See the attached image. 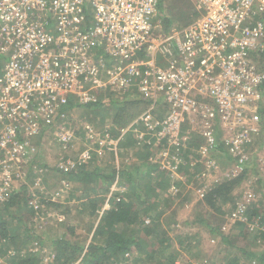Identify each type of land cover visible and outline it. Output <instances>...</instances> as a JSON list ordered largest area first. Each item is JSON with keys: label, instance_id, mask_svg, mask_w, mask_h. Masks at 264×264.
I'll return each instance as SVG.
<instances>
[{"label": "built area", "instance_id": "1", "mask_svg": "<svg viewBox=\"0 0 264 264\" xmlns=\"http://www.w3.org/2000/svg\"><path fill=\"white\" fill-rule=\"evenodd\" d=\"M190 2L192 21L162 33L165 0H0V204L20 178L12 148L24 150L23 142L52 128L71 100L96 101L110 87L134 83L149 101L131 125L152 130L163 115L161 167L172 181L180 179L183 148L205 166L218 163L214 153L230 155L237 168L222 179L262 158L264 0ZM129 129L99 144L116 146ZM56 137L68 147L76 134L61 127ZM72 158L56 167L81 162ZM206 188L197 187L198 197ZM247 206L237 204L234 222L247 219Z\"/></svg>", "mask_w": 264, "mask_h": 264}, {"label": "trees", "instance_id": "2", "mask_svg": "<svg viewBox=\"0 0 264 264\" xmlns=\"http://www.w3.org/2000/svg\"><path fill=\"white\" fill-rule=\"evenodd\" d=\"M190 8L192 10L187 13H181L182 10L177 9L172 14L174 18L176 17L179 20L177 22L178 26L190 23L195 17L193 6L191 5ZM178 26L173 23V20L167 14V16L163 17L159 29L160 32L167 33L171 28ZM129 87L130 89L124 91L110 87L96 101L83 104L75 103V106L104 109L105 111L102 110V112L106 115L107 127L104 129L105 132L103 134L111 135L112 138L118 137L120 130L129 125L132 137L146 146L144 151L139 150L135 155L136 159H139L138 162L134 161L132 163L131 158L126 162L121 159L118 166L114 163H108L105 166H95L90 169V160L83 159L74 168L62 170L54 167L53 169L54 173L61 175L69 183H73L72 186L67 185V187L73 192L75 191L76 199L83 200L80 202L83 208H85L84 204H90L89 210L84 209L83 211L87 216H93L96 209L101 208L103 204V201H99V205H95L94 202L98 197L95 195L91 197L90 194L95 192L97 195L100 192L101 199L104 200L106 191H108L109 186L115 179L125 181L129 185V190L136 185L135 190L140 191L135 178L141 175L145 176L148 167L150 168L149 175L153 173L160 177L163 172L169 174L168 169L161 167L163 152L167 146V140L159 126V120L163 115L158 112L163 108L159 106L158 110H155L158 115L152 119V122H154L152 130H149V128L146 130L144 127L145 131H139L140 124L134 123L131 125V123L146 109L149 101L143 98L136 84L133 83ZM75 134L80 135V132H75ZM132 137L127 140L124 139L125 141L120 140L117 146L132 147L134 142ZM147 138H151V140H145ZM94 144L95 146L99 145L97 142ZM89 150L93 151L90 148ZM89 150L88 152H90ZM152 150H156L154 155L150 152ZM106 152H109V156H113L112 151ZM179 156L177 172L181 175L184 174L183 170L185 168L200 164L196 161L199 157L193 148L180 149ZM223 156L227 159H232L226 153ZM153 158L154 160H149ZM193 160L197 163H193ZM243 174L244 172L238 176H233L234 178H225L206 185L207 188L204 190L203 197H198L196 192H194L197 202H200L206 209L216 210L219 202H225L234 193L235 188L244 178ZM35 181L38 180L30 182L33 184ZM149 181L152 182V180ZM176 181L178 182L177 184H181L179 180H171L170 182L176 183ZM150 182V185H148L152 186ZM148 185H146L147 189L149 188ZM16 186H12V189L0 204V256L2 257L0 264H37L41 260L43 253L40 249H30V246L26 245V241L28 239L32 241L43 240L45 236L37 235L34 228L35 225H32V223H35L37 215L46 212L48 207H56L57 209L59 207L65 208L68 205L54 201L51 194H44L43 192L41 194L38 191H34L37 189L36 187L34 188L30 185ZM167 186V181H160L159 188L165 190L166 188L164 187ZM159 194L157 193L150 199L142 198L145 205L141 206L142 204L137 202V200H127L126 197L129 196L127 192L125 197L123 195L117 200H113L111 207L101 208L99 221L93 227L92 236L87 243L86 237H82L83 234L75 237H69L66 232H62L60 235H48L50 251L53 252L49 264H73L81 255L79 264H192L190 259L180 263L178 257L183 258V255L186 256L182 250L199 247L198 235L195 233L174 234L172 227L162 229L158 225L160 220L166 219L165 215L160 214L165 211L164 206L161 205L162 201L170 203L167 197L162 198ZM156 197L159 200L155 201ZM33 200L37 203L35 201L32 203ZM245 214L247 219L245 221H236L234 225L238 230L237 233L231 231L226 234L223 231H219L218 226H212L214 224L206 225L207 231L209 230L208 233L219 237L221 243L225 244V247L218 250L221 255L217 254L214 261H211L212 264H245L244 260H249L251 264H264V207L257 204H249ZM16 220L23 223L19 226L22 234L26 237V241L23 244H21L22 239L19 233H15V229L19 228L16 227L18 223ZM89 222L92 225L94 223L90 220ZM197 222L201 226L208 224V222L201 219L197 220ZM88 226L87 229L90 232L91 225L88 224ZM238 238L242 240V244L237 241ZM172 246H176V249L178 247V251L176 249L174 251ZM170 247L172 250L169 249ZM167 251L168 253H166ZM242 259L244 260L242 261Z\"/></svg>", "mask_w": 264, "mask_h": 264}, {"label": "rangeland", "instance_id": "3", "mask_svg": "<svg viewBox=\"0 0 264 264\" xmlns=\"http://www.w3.org/2000/svg\"><path fill=\"white\" fill-rule=\"evenodd\" d=\"M165 2L166 6L164 7V10L171 17L173 23H176V26H178L177 22L179 20L172 15L176 12L175 10L180 9L182 10L181 13H187L192 10V8H190V0H165ZM75 103L76 102L72 100L69 102L63 110L64 116L47 132L37 135L32 139L29 138V141L23 142L25 144L24 150L15 151L12 148V174L20 176L18 179H12V186L30 185L31 187H36L37 189L34 191L51 194L54 201L68 205L65 208L59 207L57 209L56 207H48L46 212L37 215L35 218L36 222L32 223V225H35L34 228L37 235H44L46 240L37 239L32 241L28 239L26 241V237L22 234V230L19 227L23 223L16 220L18 222L16 227L19 228L15 229V233H19L21 236V244L26 241V245L28 247L30 246V249H40L43 253L41 260L37 264H49L51 262L53 252L50 251L48 235H60L62 232H66V235L69 237H75L83 234L82 237H86V243L89 242L92 236L93 227H95L99 221L101 210L111 207L113 200L115 201L123 195L125 197L127 192L129 196L126 197V199L129 201L137 200V202L142 204L141 206L145 205L144 200L142 199L144 197L150 199V197L155 196L157 193H160L159 195L162 198L167 197L170 203H164L162 201L161 205L164 206L165 211L160 213L161 215H165L164 217H166V219L163 221L160 220V223L157 222L158 225H160L162 229L172 227L174 234L195 233L198 235L199 247L182 250L185 252L186 256L183 255V258L178 257L180 263H183V261L186 262V260L190 259L192 264H212L217 254L221 255L218 250L225 247V244L223 242L221 243L219 237L209 234L206 225L214 224L212 226H218L219 231H223V233L226 234L231 231L237 233L238 230L235 228L236 226H234L236 222H234L231 217V213L236 209L235 207L238 203L244 202L248 205L257 204L264 207V151L259 152L262 158L255 162L257 164L252 161L249 165H238L239 172H236V174L238 176L240 173L244 172V178H242L235 188L234 195L231 194V196L223 203L219 202L216 210L210 208L206 209L200 202H197L196 194L194 193L198 190L197 186H206L219 181L222 178L227 177L225 174L226 171L237 168L234 160L225 158L222 153H214L218 162L215 167L211 165L205 166V164L203 165L198 161L200 159H198L196 161L200 163L199 165L187 167L188 170L186 168L183 170V173L186 174H180L179 182H181V184H177V181L176 183L170 182L173 177L167 172H163L160 177L153 173L152 175H149V167L145 176L141 175L135 178L140 191L135 190L136 185L134 184V188L129 190V185L125 181L115 179L109 186L108 191H106L104 200L101 199L100 192L97 195L95 192L90 194L91 197L94 195L98 197L94 202L95 205H99V201H103L102 209L97 208L93 216L85 215L83 211L84 209L89 210L90 204H84L85 208L80 205V202L83 200L76 199L75 191L73 192V190H70V188L67 187V185L72 186L73 183H69L61 175L54 173L53 169L56 167V163L64 158L70 157V155L73 157L72 160L74 162L79 161V159L83 161L85 155L88 154L91 162L89 165L90 169L95 166H105L108 163H114L118 166L121 159H124L126 162L131 158L132 163L134 161L138 162L139 159H136L135 155L139 150L144 151L146 146L132 137L130 131H127L122 136L121 140H127L132 137L134 139L132 147L124 148L117 145H109L108 143L101 146L99 140L103 136L108 135L106 133L103 134V132H105L104 129L107 127L105 119L106 115L102 112L104 109L78 107L75 106ZM140 126L139 131H145L143 130V125ZM61 127H63L65 131L73 133L80 132V135H76L75 140L68 147L62 146L57 142L56 132L60 130ZM89 127H91V133H89ZM108 136L112 138L111 135ZM145 140H151V138ZM95 142L99 145H93ZM89 148L94 152H91ZM88 150L90 152H88ZM105 151H112L113 156H109V152L105 153ZM150 152L154 155L156 150ZM64 155H67V157ZM149 160L152 161L154 158ZM165 161L170 164V158H166ZM196 161L193 163H197ZM17 168H19V171H17L19 174L15 171ZM196 168L198 169L195 170ZM152 170L154 171V169ZM33 180L38 181L31 184L30 181L33 182ZM149 180H152V182ZM162 180L167 181L168 186L164 187L166 188L165 190L159 188V183ZM149 182L152 186H149ZM175 184L177 185L175 186ZM188 184H191L192 186L190 190H186ZM146 185L149 186L148 189ZM157 200H159V198L156 197L155 201ZM34 201L35 200H33L32 203H34ZM199 219L208 222V224L201 226L200 223L197 222ZM89 220L94 222L93 225ZM209 222L211 223L209 224ZM88 224L91 225L90 232H88L87 229V227H89ZM237 241L242 244L241 239L238 238ZM172 248L175 251L176 246H172ZM169 249L172 250L171 247ZM176 250L178 251V247ZM166 253H168V251ZM81 257L82 255L77 258V261L73 264H79ZM1 258L2 257L0 256V259ZM243 260L244 259H242V261ZM244 262H246L245 264H251L249 263V260H244Z\"/></svg>", "mask_w": 264, "mask_h": 264}, {"label": "crops", "instance_id": "4", "mask_svg": "<svg viewBox=\"0 0 264 264\" xmlns=\"http://www.w3.org/2000/svg\"><path fill=\"white\" fill-rule=\"evenodd\" d=\"M191 184H188V187H187V189L186 190H190L191 189Z\"/></svg>", "mask_w": 264, "mask_h": 264}]
</instances>
